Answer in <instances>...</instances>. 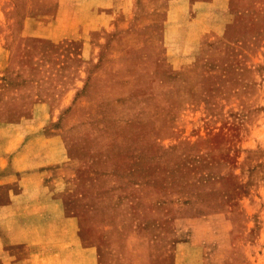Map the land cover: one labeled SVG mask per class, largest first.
I'll return each mask as SVG.
<instances>
[{"label": "rangeland", "instance_id": "obj_1", "mask_svg": "<svg viewBox=\"0 0 264 264\" xmlns=\"http://www.w3.org/2000/svg\"><path fill=\"white\" fill-rule=\"evenodd\" d=\"M231 1L223 37L189 64L158 37L38 27L44 0H0V152L42 164L36 189L64 181L45 197L83 263L173 264L195 233L203 264H264V0Z\"/></svg>", "mask_w": 264, "mask_h": 264}, {"label": "crops", "instance_id": "obj_2", "mask_svg": "<svg viewBox=\"0 0 264 264\" xmlns=\"http://www.w3.org/2000/svg\"><path fill=\"white\" fill-rule=\"evenodd\" d=\"M231 2L44 0L40 12H31L28 19L33 25L44 28L54 27L59 21L89 19L116 38L158 37L165 51L174 53L172 62L180 60L184 54H191L190 64L197 57L193 52L201 51L203 38L212 40L223 37L231 23ZM76 4L79 7L82 4L85 7L89 5L84 17L73 15L70 11L67 13L63 9L64 5ZM144 43L149 44L148 41ZM7 151L5 148V151L0 152V172L9 168L13 172L7 177L0 176V184L12 181L11 185L19 184V190L8 191L9 201L0 203V264H71L70 261L74 259H78V262L72 264H85V249L77 240H73L68 224L62 219L59 202L51 198L62 196L64 181L51 173L36 189L39 174L33 169L42 164H33L31 158H28L29 162L17 160L16 156L10 158ZM47 194L51 197L46 198ZM203 239L192 233L186 243L177 244L173 264H203Z\"/></svg>", "mask_w": 264, "mask_h": 264}]
</instances>
